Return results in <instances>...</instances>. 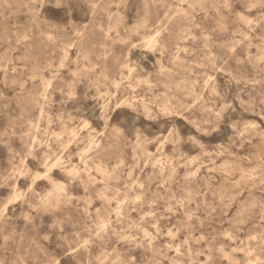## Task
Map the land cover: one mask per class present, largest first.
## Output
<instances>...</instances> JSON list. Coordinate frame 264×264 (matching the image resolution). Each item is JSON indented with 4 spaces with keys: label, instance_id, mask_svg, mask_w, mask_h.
Here are the masks:
<instances>
[{
    "label": "rangeland",
    "instance_id": "obj_1",
    "mask_svg": "<svg viewBox=\"0 0 264 264\" xmlns=\"http://www.w3.org/2000/svg\"><path fill=\"white\" fill-rule=\"evenodd\" d=\"M0 264H264V0H0Z\"/></svg>",
    "mask_w": 264,
    "mask_h": 264
},
{
    "label": "bare ground",
    "instance_id": "obj_2",
    "mask_svg": "<svg viewBox=\"0 0 264 264\" xmlns=\"http://www.w3.org/2000/svg\"><path fill=\"white\" fill-rule=\"evenodd\" d=\"M125 2V1H124ZM60 4V3H59ZM123 5V4H122ZM127 5V4H126ZM61 6V5H60ZM31 8V7H30ZM59 8V7H58ZM189 8V7H188ZM192 8V7H191ZM118 9V8H117ZM165 9V8H164ZM170 9V8H169ZM247 12V11H246ZM27 13V12H26ZM35 13V12H34ZM32 20V19H31ZM141 27V26H140ZM139 27V28H140ZM141 29V28H140ZM124 31V30H123ZM128 33H129V31H128ZM109 35V34H108ZM128 35V34H127ZM130 35V34H129ZM132 36V35H131ZM156 36V34L154 35V37ZM129 41V40H128ZM124 45V44H123ZM147 46V45H146ZM145 46V47H146ZM140 48V47H139ZM16 52V51H15ZM143 55V54H142ZM67 58V57H66ZM65 58V59H66ZM76 58H77V56H76ZM144 60H146V59H144ZM64 61V60H63ZM149 62V61H148ZM151 64V63H150ZM88 65V64H87ZM60 66V65H59ZM62 68V67H61ZM105 68V67H104ZM47 69V68H46ZM56 70H57V68H56ZM60 70V69H59ZM45 71H47V70H45ZM81 72V71H80ZM129 73V72H128ZM53 81V80H52ZM86 81V80H85ZM90 81V80H89ZM233 103V102H232ZM231 103V104H232ZM192 108V107H191ZM97 110V109H96ZM103 111V110H102ZM164 112V111H163ZM105 115H108V114H105ZM101 116V115H100ZM72 118V117H71ZM103 118V117H102ZM104 119V118H103ZM244 119V118H243ZM82 120V119H81ZM89 120V119H88ZM111 121V120H110ZM86 122V121H85ZM89 122V121H88ZM84 125H86V124H84ZM82 128H84V126L82 127ZM120 130V129H119ZM77 131V130H76ZM138 131V130H137ZM79 134V133H78ZM77 134V135H78ZM76 138V137H75ZM59 140V139H58ZM200 142V141H199ZM201 143V142H200ZM220 145V144H219ZM93 146V145H92ZM91 147V146H90ZM228 150V149H227ZM74 165V164H73ZM34 166V165H33ZM43 167V166H42ZM12 171V170H11ZM46 171V170H45ZM45 171H44V173H45ZM48 171V170H47ZM45 175H47V174H45ZM64 184V183H63ZM51 185V184H50ZM31 186V185H30ZM48 186V185H47ZM15 201V200H14ZM15 203V202H14ZM9 205H10V203H9ZM11 214H13V213H11ZM111 218V217H110ZM108 223V222H107ZM169 225V224H168ZM159 242V241H158ZM160 243V242H159ZM169 248V247H168ZM167 254V253H166Z\"/></svg>",
    "mask_w": 264,
    "mask_h": 264
}]
</instances>
